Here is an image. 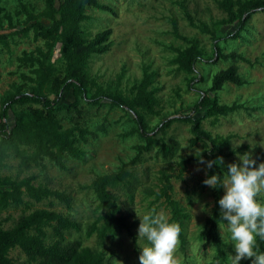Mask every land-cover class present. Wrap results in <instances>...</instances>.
I'll return each instance as SVG.
<instances>
[{"label": "rangeland", "instance_id": "374dc122", "mask_svg": "<svg viewBox=\"0 0 264 264\" xmlns=\"http://www.w3.org/2000/svg\"><path fill=\"white\" fill-rule=\"evenodd\" d=\"M115 11V16L93 10L88 11L91 21L83 25L87 38L96 33L111 29L109 38L110 50L100 56H94L87 64L88 71L107 93L126 95L130 88L138 83L144 72L153 73L151 88L156 90L159 100V115L146 117L148 129L155 128L162 120L176 113L186 114L198 99V93L189 89L192 75L176 71L172 64L178 51L188 45L177 35L188 40H196L202 52L196 64V71L203 78L195 85V89L207 90L212 77L220 70L228 67L230 61H219L216 64L205 63L213 55L214 43L210 35L199 28L190 26L187 15L196 26L206 25L218 33L233 31V25H225L226 15L219 8L221 0H100ZM244 1V0H243ZM44 6V0H1L4 12L0 15V34L10 33L8 23L3 15L12 19L14 26L20 25L25 15L23 9L31 13H39ZM45 25L47 21L43 20ZM219 36H221L219 34ZM224 53L234 52L243 60L237 59L233 64L244 80L243 86L227 84L218 92L220 104L243 106V109L223 116H210L203 120V131L216 142L229 140L228 147L223 150L221 163L228 165L238 161L237 153L251 152L257 162L264 161V13L255 14L248 30L237 40L219 44ZM42 47V41H36L30 35L26 39H17V45H11L9 50L0 49V101L3 96L21 88L27 90L29 84L21 77V73L30 75L28 70L18 68L17 59L23 51L32 52ZM59 44L52 52L50 64L57 71L63 69V59L59 54ZM68 94L62 102H71ZM84 105V104H83ZM83 125L95 137L81 145L85 151L82 160H68L67 170L62 171L46 162V168L21 171L17 161L10 159L7 168L0 170V175L25 177L35 175L37 183L46 185L51 190L72 195L73 202L68 209L63 204L52 200V208L68 215L81 225L79 232L67 235L69 240H79L83 248L103 252L105 258L112 264H140L138 225L139 217L155 208L164 210L171 218L170 209L162 201H157L152 195L160 185L161 172L177 173L181 159L193 160L209 150L207 142L201 141L195 147H190L189 140L193 137L190 127L183 123H174L163 135L165 141L176 144L174 155L165 159L159 147H154L149 153L143 154L142 161L128 169L138 177L139 183L130 202L122 192H118V203L126 217L129 231H123L117 237L107 238L99 242L96 235L86 236L87 227L95 220L97 205L90 188L94 178L100 175L116 172L127 165L137 155V148L143 142L135 132V126L129 116L117 108L107 105L101 108L84 105ZM200 113L199 116H202ZM240 142V143H239ZM237 143H239L237 145ZM214 156H218L216 152ZM207 161H191L182 180L172 179V197L179 202L189 215L184 226V243L180 240L176 249L179 264H227V255L234 254L227 232L223 233V257L216 247L208 243L203 236L206 230V220L214 211L212 187L203 183L207 175ZM36 183V184H37ZM224 194V190H223ZM222 194V195H223ZM49 201L33 205V209L49 208ZM22 213L20 209H10L3 215L4 227H9ZM138 214V215H137ZM226 223V221H224ZM220 222L219 230L222 233ZM20 262L25 257L18 251L12 253ZM248 259V258H247ZM247 259H242L244 264Z\"/></svg>", "mask_w": 264, "mask_h": 264}, {"label": "trees", "instance_id": "16d2710c", "mask_svg": "<svg viewBox=\"0 0 264 264\" xmlns=\"http://www.w3.org/2000/svg\"><path fill=\"white\" fill-rule=\"evenodd\" d=\"M218 6L226 15L225 25H233V31L221 34L206 25L196 26L189 15L187 19L190 26L210 35L214 43L213 55L204 60L205 63L230 61L231 64L212 77L207 90L195 89V85L203 80L196 71L202 52L196 40L177 35L188 47L177 52L172 64L177 72L193 76L188 87L198 93V99L189 113H176L153 129H148L145 122L146 117L159 115V100L156 90L151 88L153 73L145 71L141 80L126 95H122L107 93L88 71L90 59L110 50L109 38L112 34L111 29H104L87 38L83 25L91 21L88 11L115 16L112 7L100 0H44L43 9L37 14L22 8L25 19L17 26L13 25L10 16L3 15L11 32L0 34V49L9 50L11 45H17V39H26L30 35L34 40L42 41V47L32 52L23 51L17 59L18 68L28 70L30 74H20L29 84L27 90L15 89L0 101V170L6 169L8 160L13 159L21 171L44 170L46 162L66 171L67 161L82 160L85 151L81 145L95 137L94 132L83 125L84 105L94 108L107 105L125 112L134 123L135 132L143 145L137 148V155L129 164L116 172L97 176L91 182L97 216L87 227L86 236L95 234L97 240L103 242L129 231L126 217L117 201L118 192H122L131 202L139 183L136 174L128 167L140 163L143 154L154 147H159L165 159L171 158L176 144L172 139L165 141L163 135L174 123L187 124L193 135L189 140L190 147L204 141L209 146L208 152L193 160L181 159L177 164V173L161 172L158 190L152 192L157 201H162L170 209V219L181 224L179 240L183 244L184 226L189 215L172 197V179L182 180L191 161H216L212 168L207 169V175H224L227 166L220 159L229 140L216 142L211 139L203 131L202 123L207 117H226L243 109L241 105L228 106L218 102L216 94L225 85L245 84L233 64L235 60L243 58L234 52L224 53L219 44L241 38L247 32L252 17L264 13V0H221ZM3 12L0 0V15ZM43 20L48 24L45 25ZM56 44L60 46L59 54L63 59L61 72L50 64ZM65 94L72 97L71 102H62ZM200 113L203 115L199 116ZM216 152L218 156H214ZM36 183L35 175L22 178L0 175V264H112L103 252L83 248L79 240L67 239L71 232H79L81 225L68 215L54 210L51 201H57L69 209L73 202L72 195ZM223 190V187H212L214 211L206 220V230L203 232L207 242L216 247L221 257L223 242L219 230L221 215L218 200ZM44 201H49V208L33 209L34 204ZM10 209H20L22 213L6 228V220L1 215ZM257 247L264 251V240L259 237ZM14 251L22 254L25 260L20 262L18 257L12 255ZM251 259L248 258L244 264H251Z\"/></svg>", "mask_w": 264, "mask_h": 264}, {"label": "clouds", "instance_id": "9594fccd", "mask_svg": "<svg viewBox=\"0 0 264 264\" xmlns=\"http://www.w3.org/2000/svg\"><path fill=\"white\" fill-rule=\"evenodd\" d=\"M237 156L238 161L229 163L224 175H206L203 183L224 189L218 200L221 235L224 239L226 231L224 240L231 241L234 248V254L226 256L227 264H240L247 258H252L251 264H264V251L257 247V237L264 240V161L258 163L247 151ZM214 163L208 161L207 167L212 168ZM138 217L140 264H179L176 249L181 224L162 209L153 208Z\"/></svg>", "mask_w": 264, "mask_h": 264}]
</instances>
